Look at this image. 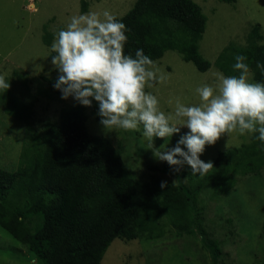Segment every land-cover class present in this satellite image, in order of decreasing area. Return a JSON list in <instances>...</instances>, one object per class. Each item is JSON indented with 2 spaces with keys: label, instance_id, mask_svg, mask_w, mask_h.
<instances>
[{
  "label": "rangeland",
  "instance_id": "374dc122",
  "mask_svg": "<svg viewBox=\"0 0 264 264\" xmlns=\"http://www.w3.org/2000/svg\"><path fill=\"white\" fill-rule=\"evenodd\" d=\"M135 1L31 0L26 5L23 32L26 37L18 58L25 67L10 75H0L10 85L8 89H0V167L14 170L24 148L33 146L35 139H42L46 120L59 121L61 109L73 104L61 98L49 82L58 76L51 63L55 34L73 15L106 8L114 16H122ZM193 1L207 18L199 51L211 66L200 71L173 49L153 61L154 68L166 79L163 83L153 82L146 91L158 97L159 107L165 113L173 110L177 99L185 104H198L195 89L203 84L215 86L218 75L226 76L215 60L227 44L246 45L254 26L258 27L264 43V0ZM248 79L258 82L252 70ZM86 115L89 132L109 138L120 150L126 168L139 179L181 187L195 206L194 219L199 222L181 231L166 226L164 234L155 238H114L100 264H264V166L237 175L236 183L225 193L223 188L218 189L219 182L209 172L204 176L193 175L187 164L169 165L155 158L148 139L142 135V126L139 130L107 131L99 123L97 111L86 110ZM178 127L180 131L170 138L154 137V147L160 148L166 142L168 149L176 146L179 138L189 131L186 126ZM254 134L224 133L214 144L205 145L200 158L213 163L220 152L249 143ZM200 182L203 186L198 188ZM0 264L46 263L0 223Z\"/></svg>",
  "mask_w": 264,
  "mask_h": 264
},
{
  "label": "trees",
  "instance_id": "16d2710c",
  "mask_svg": "<svg viewBox=\"0 0 264 264\" xmlns=\"http://www.w3.org/2000/svg\"><path fill=\"white\" fill-rule=\"evenodd\" d=\"M115 17L126 28V54L142 48L154 61L173 49L198 70L210 68L199 51L207 18L193 0H136L127 13ZM261 40L254 26L246 45L231 42L222 49L216 66L226 76L238 75L232 65L234 56L242 54L254 79L264 82V72L257 67V62L264 67ZM56 78L49 79L52 87ZM67 100L73 104L61 109L59 121L46 120L42 139L24 148L18 166L0 167L3 228L46 264H100L114 238H155L166 226L181 231L199 223L181 187L139 179L109 138L89 132L86 110L97 111L98 102L83 106L72 97ZM257 135L239 148L220 152L212 163L208 172L220 191L226 193L237 175L264 166ZM202 186L200 182L198 188Z\"/></svg>",
  "mask_w": 264,
  "mask_h": 264
},
{
  "label": "clouds",
  "instance_id": "9594fccd",
  "mask_svg": "<svg viewBox=\"0 0 264 264\" xmlns=\"http://www.w3.org/2000/svg\"><path fill=\"white\" fill-rule=\"evenodd\" d=\"M126 40L125 25L109 9L71 16L51 44L55 53L51 63L58 72L53 87L61 98L72 97L83 106L98 102L99 123L107 131L139 130L142 126L155 158L169 165L187 164L193 175L204 176L213 167L200 154L205 145L214 144L224 133H258L255 138L264 149V82L249 81L244 55L234 56L232 68L238 75H218L215 86L203 84L195 89L198 104L177 99L173 110L165 113L158 97L146 91L153 82L163 83L165 75L159 74L142 48L134 55L126 54ZM257 67L264 72L259 62ZM9 86L0 77V89ZM178 126L189 131L176 146L168 149L166 142L154 147V137L170 138L180 131Z\"/></svg>",
  "mask_w": 264,
  "mask_h": 264
},
{
  "label": "crops",
  "instance_id": "0c3cea01",
  "mask_svg": "<svg viewBox=\"0 0 264 264\" xmlns=\"http://www.w3.org/2000/svg\"><path fill=\"white\" fill-rule=\"evenodd\" d=\"M30 3L31 0H0V75H10L25 65L18 58L26 37L23 34L26 5Z\"/></svg>",
  "mask_w": 264,
  "mask_h": 264
}]
</instances>
